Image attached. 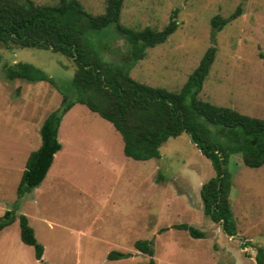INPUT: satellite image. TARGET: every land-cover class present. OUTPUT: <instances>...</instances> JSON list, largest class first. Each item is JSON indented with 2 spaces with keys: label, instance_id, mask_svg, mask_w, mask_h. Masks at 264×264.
<instances>
[{
  "label": "rangeland",
  "instance_id": "obj_1",
  "mask_svg": "<svg viewBox=\"0 0 264 264\" xmlns=\"http://www.w3.org/2000/svg\"><path fill=\"white\" fill-rule=\"evenodd\" d=\"M107 1L78 0L92 15L103 14ZM238 7L240 14L221 29L211 26L213 16L226 18ZM173 10L176 29L141 59L128 55L114 23L87 31L83 45L135 81L176 92L214 46L198 99L264 118V0H123L119 22L161 30ZM17 62L39 68L65 90L75 72L73 60L60 52L0 42V217L8 210L16 216L0 230V264H147L149 256L135 247L139 240L152 244L155 264H256L255 247L264 249V165L248 167L240 155L229 157L237 232L231 237L203 212L200 187L215 172L185 132L168 138L160 157L135 160L124 155L109 121L77 103L60 124L63 148L44 180L19 196L26 161L41 144L40 127L62 96L46 80H8L6 69ZM19 214L43 246L41 260L20 238ZM110 252L125 257L110 259Z\"/></svg>",
  "mask_w": 264,
  "mask_h": 264
},
{
  "label": "trees",
  "instance_id": "obj_2",
  "mask_svg": "<svg viewBox=\"0 0 264 264\" xmlns=\"http://www.w3.org/2000/svg\"><path fill=\"white\" fill-rule=\"evenodd\" d=\"M122 4L123 0H108L103 14L92 15L78 0H60L55 5L37 4L33 0H0V42L6 46L60 52L71 58L75 65L71 88L67 90L58 87L50 76L29 63L17 62L6 69L8 80H46L53 83L62 96L60 106L40 127L41 144L26 161L17 193L22 196L40 185L54 154L62 146L57 137L62 117L73 105L80 103L113 125L122 137L124 155L135 160L160 157V147L168 138L187 133L210 160L215 172L200 187L203 212L227 235H235L229 198L231 173L227 164L230 155L238 154L248 167L264 165V118L198 99L197 93L216 52L214 46L206 50L198 67L177 92L135 81L124 67L87 50L82 40L84 34L114 23L128 44V55L135 60L141 59L148 47L164 42L177 27L176 10L171 12L168 23L161 30L148 26L137 30L125 27L119 22ZM239 14L240 7L226 18L215 15L211 26L215 30L221 29ZM18 216L22 242L33 246L36 259L41 260L43 246L37 242L27 217ZM15 217L14 211H6L0 217V230L11 224ZM179 227L187 229L193 236H202L194 227ZM242 245L245 247L247 243ZM135 247L149 256L147 264H155L149 241H136ZM255 250L256 264H264V249L255 247ZM121 257L125 254H108L110 259Z\"/></svg>",
  "mask_w": 264,
  "mask_h": 264
},
{
  "label": "crops",
  "instance_id": "obj_3",
  "mask_svg": "<svg viewBox=\"0 0 264 264\" xmlns=\"http://www.w3.org/2000/svg\"><path fill=\"white\" fill-rule=\"evenodd\" d=\"M76 104H77V103H76ZM73 106H74V105H73ZM73 106H72V107H73ZM72 107H71V108H72ZM71 108L69 109V111L71 110ZM69 111H68V112H69ZM66 114H67V113H66ZM66 114H65V115H66ZM65 115H64V116H65ZM64 116L62 117V120H63ZM62 120H61V122H62ZM61 122H60V124H61ZM59 127H60V125H59ZM58 130H59V128H58ZM57 137H58V135H57ZM60 143H61V142H60ZM61 145H62V143H61ZM62 146H63V145H62ZM62 146H61V149L63 148ZM61 149H60V150H61ZM60 150H59V151H60ZM57 152H58V151H57ZM57 152H56V153H57ZM56 153H55V154H56ZM55 154H54V156H55ZM53 159H54V158H53ZM52 163H53V161H52ZM51 165H52V164H51ZM50 167H51V166H50ZM50 167H49V169H50ZM49 169H48V171H49ZM48 171H47V173H48ZM47 173H46V174H47ZM45 176H46V175H45ZM44 178H45V177H44ZM43 180H44V179H43ZM43 180H42V181H43ZM41 183H42V182H41ZM41 183H40V184H41Z\"/></svg>",
  "mask_w": 264,
  "mask_h": 264
},
{
  "label": "water",
  "instance_id": "obj_4",
  "mask_svg": "<svg viewBox=\"0 0 264 264\" xmlns=\"http://www.w3.org/2000/svg\"><path fill=\"white\" fill-rule=\"evenodd\" d=\"M233 236H235V235H233ZM233 236H231V237H233Z\"/></svg>",
  "mask_w": 264,
  "mask_h": 264
}]
</instances>
